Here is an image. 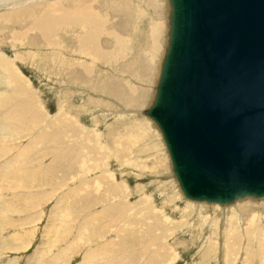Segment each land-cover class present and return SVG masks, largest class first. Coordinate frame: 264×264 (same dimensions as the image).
Segmentation results:
<instances>
[{
    "label": "rangeland",
    "instance_id": "rangeland-1",
    "mask_svg": "<svg viewBox=\"0 0 264 264\" xmlns=\"http://www.w3.org/2000/svg\"><path fill=\"white\" fill-rule=\"evenodd\" d=\"M66 1H34L9 12L19 22H0V32L11 28L0 54L22 56L0 77V264H264V199L185 200L144 114L167 47L168 0H82L86 27L59 30L51 45L79 39L93 17L101 41L87 56L71 45L69 59L54 60L30 11ZM27 31L33 45L13 41ZM126 111L136 116L120 120Z\"/></svg>",
    "mask_w": 264,
    "mask_h": 264
},
{
    "label": "water",
    "instance_id": "water-1",
    "mask_svg": "<svg viewBox=\"0 0 264 264\" xmlns=\"http://www.w3.org/2000/svg\"><path fill=\"white\" fill-rule=\"evenodd\" d=\"M151 105L187 200L264 199V0H168Z\"/></svg>",
    "mask_w": 264,
    "mask_h": 264
},
{
    "label": "bare ground",
    "instance_id": "bare-ground-1",
    "mask_svg": "<svg viewBox=\"0 0 264 264\" xmlns=\"http://www.w3.org/2000/svg\"><path fill=\"white\" fill-rule=\"evenodd\" d=\"M34 1H41V0H0V22H3V23H5V21H12V20H15L16 18H18L17 20L18 21H15V22H19V19L20 18H22V17H20L19 18V15L18 14H16V15H18V17L16 16H14L13 15V17H12V14H15L14 12H13V8H16V10H17V8H19V7H23L22 9L24 10V7H25V5H29L30 6V4H32ZM46 1H50V0H43V2H46ZM164 0H162L161 2H163ZM5 4H7V5H5ZM64 4H68V5H76L75 7H70V6H65ZM36 9L35 10H32L31 9V11H30V13H37L38 14V16H37V18H35V23H34V26H35V28L36 29H39L40 28V33H41V35H42V37L44 38V43L43 44H41L40 46L42 47V49L43 48H50L51 47V53H52V56H51V58H53L54 60L55 59H57V55H64V57L66 58V59H69V53H71V45H73V46H75L76 48H77V50H78V52L79 53H82V54H84L85 56H87V55H89L90 54V52H88V50H95L97 47H98V44H99V42L101 41V38H102V32H101V30H100V28H99V24H100V22H99V20L97 19V18H95V17H93V20H92V23H91V25H90V30H89V32H87V33H83V34H80V35H77L78 37H79V39H76V40H72V38L73 37H69V38H66L65 39V44L64 45H61V46H58V45H55L56 47H59V48H57V50L56 49H54L53 47H52V45H51V43L52 44H54V41L52 40V36L55 34V33H57L59 30H62V31H66V30H68V29H70L73 25H75V26H78V25H80V26H82V27H86V22H87V19H89L90 17H91V13H90V10L88 9V7L85 5V3L82 1V0H67L66 2H58V3H55V4H40V5H38V6H36L35 7ZM38 9V10H37ZM22 10V11H23ZM28 10H26L25 12H27ZM15 11V10H14ZM21 11V10H20ZM19 11V12H20ZM28 11V12H29ZM36 11V12H35ZM9 12H13L12 14L11 13H9ZM18 13V12H17ZM20 14V13H19ZM22 14V13H21ZM20 14V15H21ZM27 15H28V13H26ZM33 14V15H34ZM36 15V14H35ZM74 15H76V16H74ZM72 16H74L75 18H73ZM33 18V17H32ZM27 19V18H26ZM22 20V19H21ZM34 20V19H33ZM63 20H64V22H63ZM3 23H1V24H3ZM7 24H9V23H7ZM13 24V23H12ZM25 25V24H24ZM14 28V27H13ZM4 30L3 31H1L0 32V49H2V47H3V45H6V39L7 38H5L4 36L5 35H9V32H10V30H11V28H10V26L9 27H6V24H5V27L3 28ZM29 32H31V31H27V32H25V33H23V35H22V33L21 34H19V33H17V34H14L13 36H12V39H13V41H14V39H16V40H19L20 42L19 43H22V44H26V43H30L29 41H25V39H24V37H22V36H26ZM35 34V33H34ZM31 35V34H30ZM29 37V36H28ZM27 37V38H28ZM10 38V37H9ZM8 38V39H9ZM42 38V39H43ZM95 38V39H94ZM22 39V40H21ZM18 42V41H17ZM14 44H17V43H14ZM31 45H33L32 43H30ZM39 48V47H38ZM34 49V48H33ZM53 50H55V53L53 52ZM44 51V50H43ZM1 52V51H0ZM165 52V51H164ZM2 53V52H1ZM48 53V52H47ZM32 54V53H31ZM33 54H34V52H33ZM53 54H54V57H53ZM19 55V54H18ZM16 56L13 60H10L9 58H7V54L4 52V54H0V77L1 76H4V78H5V72L7 71V70H9L10 71V69H13L14 68V65L15 64H17V62L19 61V59H20V57H22V56ZM48 55V57H50ZM68 55V56H67ZM160 56L155 60L157 63H158V65L160 66V68H161V64H162V60H163V56H164V53H163V51L159 54ZM24 58V57H23ZM32 58V57H31ZM22 59V58H21ZM33 60H36V59H34V57H33ZM150 60H153V58H151ZM16 69H18V68H16ZM14 70V69H13ZM15 71V70H14ZM11 72H12V70H11ZM18 72V71H17ZM71 71L70 70H67L65 73H70ZM64 73V74H65ZM12 74H14V72H12ZM63 74V76H65ZM15 75H16V73H15ZM18 75V74H17ZM72 76H74V77H76L77 76V74L76 73H74V72H72ZM13 77V76H12ZM17 77V76H16ZM19 78V77H18ZM21 79H22V77H20ZM17 79V78H16ZM16 79H14L13 78V80H16ZM20 79V80H21ZM20 80H19V82H20ZM24 80V79H23ZM22 80V81H23ZM21 81V82H22ZM11 82H15V81H11ZM18 82V83H19ZM20 82V83H21ZM19 83V84H20ZM23 83H25V82H23ZM23 83H21V85L23 84ZM16 85V84H15ZM15 85L13 86V87H15ZM23 85H25V84H23ZM22 85V86H23ZM17 86V85H16ZM19 86V85H18ZM17 86V87H18ZM21 86V87H22ZM25 87V86H24ZM26 88H27V86H26ZM24 89V88H23ZM23 89H21V90H23ZM28 89V88H27ZM16 89H13V91H15ZM19 90V89H18ZM18 90H17V92H18ZM21 90H19L20 92H18V94H20L22 91ZM30 90V89H29ZM24 91V90H23ZM27 91V90H26ZM16 91H15V94L17 93ZM28 92V91H27ZM26 92V93H27ZM29 93V92H28ZM21 95V94H20ZM24 95H25V93H24ZM29 95V94H28ZM22 96V95H21ZM26 97V96H25ZM18 98H20L19 97V95H18ZM21 99V98H20ZM27 99H28V97H27ZM20 101H24V100H20ZM27 101V100H26ZM25 101V102H26ZM27 103V102H26ZM24 104V103H23ZM25 105V104H24ZM26 107V106H25ZM27 108V107H26ZM31 109V108H30ZM25 111H26V109H25ZM28 112V111H27ZM36 113V112H35ZM27 115V114H26ZM37 115V114H36ZM41 115V117L44 115H42V114H40ZM134 115H135V113H132V114H130V112L129 111H126V113L125 112H123V114H121L120 115V120H129V118L130 117H134ZM44 116H46V115H44ZM136 116V115H135ZM15 117V116H14ZM132 117V118H133ZM27 118V117H26ZM43 118H46V117H43ZM150 118V117H149ZM12 119H14V118H12ZM15 119H16V117H15ZM39 119V118H38ZM151 119V118H150ZM6 120H8V119H6ZM6 120H5V122H6ZM28 120V119H27ZM30 120V119H29ZM40 120V119H39ZM119 120V121H120ZM9 122H12L11 121V119L10 120H8ZM23 121V120H22ZM25 121V120H24ZM9 122H6L7 123V125L8 126H10L8 123ZM21 122V121H20ZM27 122V121H26ZM3 123V122H2ZM29 123V122H28ZM34 124V123H33ZM12 125V124H11ZM146 125H148V124H146ZM31 128V127H30ZM3 129V128H2ZM145 129V128H144ZM49 131V130H48ZM11 132V131H10ZM33 132V131H32ZM1 133V132H0ZM40 133V132H39ZM7 134V133H6ZM9 134V133H8ZM7 134V135H8ZM30 134H31V132H30ZM49 134V133H48ZM53 137V136H52ZM51 138V137H50ZM56 138V137H55ZM45 139V138H44ZM47 141V140H46ZM31 142V141H30ZM49 145V144H48ZM36 146V145H35ZM58 146V145H57ZM30 147V146H29ZM9 149V148H8ZM18 154V153H17ZM24 154V153H23ZM169 154V153H168ZM60 156V155H59ZM14 157V156H13ZM170 157V156H169ZM12 158V157H11ZM6 160V159H5ZM78 161V160H77ZM10 162V161H9ZM5 164V163H4ZM14 167V166H13ZM81 167V166H80ZM3 168V167H2ZM1 168V169H2ZM82 168V167H81ZM70 169V168H69ZM65 170V169H64ZM74 170V169H73ZM11 171V170H10ZM26 171V170H25ZM43 171V170H42ZM34 174V173H33ZM32 174V175H33ZM1 176V175H0ZM46 176V175H45ZM66 176H68V175H66ZM3 177V176H2ZM29 177V176H28ZM175 177V176H174ZM25 178V177H24ZM1 179V178H0ZM26 179V178H25ZM176 179V178H175ZM64 180V179H63ZM177 180V179H176ZM1 181V180H0ZM178 182V181H177ZM179 184V183H178ZM181 190V189H180ZM182 192V191H181ZM68 195V194H67ZM184 196V195H183ZM85 198H84V201H85V199L87 200L88 199V197L86 198V196H84ZM66 198V197H65ZM90 199H91V196L89 197ZM185 198V197H184ZM67 199H68V197L66 198V200L63 202V203H65L66 201H67ZM89 199V200H90ZM248 199V198H247ZM79 200H80V198H79ZM93 200V199H92ZM91 200V201H92ZM185 200H187L186 198H185ZM81 201H83V200H81ZM81 201H79V202H81ZM188 202H194V201H190V200H187ZM87 202V201H86ZM195 204L197 203V202H194ZM199 203V202H198ZM61 203H59V205H60ZM73 204H75V203H71V205L73 206ZM79 204V203H78ZM91 204V203H90ZM208 204V203H207ZM85 205H86V203H85ZM211 205H214V204H211ZM216 205V204H215ZM69 206H70V203H69ZM75 206V205H74ZM76 206H77V204H76ZM80 205H78V207H79ZM77 207V208H78ZM10 208V207H9ZM1 211V210H0ZM13 211V210H12ZM4 214H6V213H4ZM9 214H11V213H9ZM9 214H7V216L9 215ZM223 214V213H222ZM4 216V215H3ZM6 217V216H5ZM9 218V217H8ZM11 219V218H10ZM8 222V221H7ZM4 223V222H3ZM2 223V224H3ZM80 224H82V222L80 223ZM8 225V224H7ZM6 227H9V225L8 226H6ZM15 227V226H14ZM80 227V226H79ZM11 228V227H10ZM83 228V227H82ZM12 229V228H11ZM81 230V229H80ZM83 230V229H82ZM84 231V230H83ZM9 232V231H8ZM14 233V232H13ZM21 235V234H20ZM83 235V234H82ZM14 237V236H13ZM22 237V236H21ZM28 237V236H27ZM79 238H80V236H79ZM13 239V238H12ZM16 239V238H15ZM21 239V238H20ZM25 240V239H24ZM78 240V239H77ZM3 242V241H2ZM25 242V241H24ZM48 243V242H47ZM23 244V243H22ZM25 245H26V243H24ZM5 246V245H4ZM46 246V245H45ZM53 246V245H52ZM0 247H3V245L2 246H0ZM28 247V246H27ZM2 249V248H1ZM6 250V249H5ZM13 250V249H12ZM26 250V249H25ZM1 253V252H0ZM64 253V252H63ZM86 255H88V253L86 254ZM85 255V256H86ZM1 257H2V255H1ZM90 257V256H89ZM91 257H92V255H91ZM90 257V258H91ZM41 259V258H40ZM84 259H85V257H84ZM89 259V258H88ZM92 259H93V257H92ZM91 260V259H90ZM94 260L96 261L97 259H95V257H94ZM94 260H92V261H94ZM59 261V260H58ZM56 262H57V260H56ZM90 262V261H89ZM88 262V263H89ZM49 263V262H48ZM53 263V262H52ZM55 263V262H54ZM53 263V264H54ZM91 263H93V262H91ZM38 264V263H37ZM40 264V263H39ZM50 264V263H49ZM56 264V263H55Z\"/></svg>",
    "mask_w": 264,
    "mask_h": 264
}]
</instances>
